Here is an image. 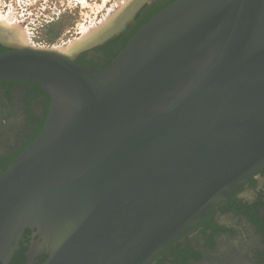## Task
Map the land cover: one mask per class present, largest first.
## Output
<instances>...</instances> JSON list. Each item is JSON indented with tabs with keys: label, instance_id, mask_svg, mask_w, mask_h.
I'll list each match as a JSON object with an SVG mask.
<instances>
[{
	"label": "water",
	"instance_id": "95a60500",
	"mask_svg": "<svg viewBox=\"0 0 264 264\" xmlns=\"http://www.w3.org/2000/svg\"><path fill=\"white\" fill-rule=\"evenodd\" d=\"M2 44L0 81L40 87V135L0 175V264H153L264 170V0H175L103 68ZM122 22V23H121Z\"/></svg>",
	"mask_w": 264,
	"mask_h": 264
},
{
	"label": "flooded vegetation",
	"instance_id": "af4514ba",
	"mask_svg": "<svg viewBox=\"0 0 264 264\" xmlns=\"http://www.w3.org/2000/svg\"><path fill=\"white\" fill-rule=\"evenodd\" d=\"M157 1L151 3L148 15L124 36L107 60L98 63L78 59L77 63L106 67L141 23L175 0H161L154 6ZM8 50L0 39V53ZM50 104L49 96L36 85L0 81V175L40 135ZM34 233L35 230H25L21 249L9 264H28L27 253L39 239L34 238ZM47 258L46 254L37 256L32 264H43ZM153 264H264V170L237 189L228 201L216 206L206 220L173 243Z\"/></svg>",
	"mask_w": 264,
	"mask_h": 264
},
{
	"label": "rangeland",
	"instance_id": "374dc122",
	"mask_svg": "<svg viewBox=\"0 0 264 264\" xmlns=\"http://www.w3.org/2000/svg\"><path fill=\"white\" fill-rule=\"evenodd\" d=\"M126 1L128 0H0V16H8L10 24H17L23 33H27L24 38H28L29 47L54 50L80 39L85 29L91 33L104 26L130 2ZM151 3L152 1H148L139 9L133 21L120 35L83 51L78 59L82 62L92 59L98 63L107 60L124 41V36L148 15Z\"/></svg>",
	"mask_w": 264,
	"mask_h": 264
},
{
	"label": "bare ground",
	"instance_id": "6f19581e",
	"mask_svg": "<svg viewBox=\"0 0 264 264\" xmlns=\"http://www.w3.org/2000/svg\"><path fill=\"white\" fill-rule=\"evenodd\" d=\"M141 2L142 0H130L127 6L116 16H114L110 20H108L109 19L108 17L107 23L104 26H101L98 30H95L90 33L85 29L83 32L84 35L80 39H77L76 41L70 43V45L66 47H61L60 49H54V50L69 55V54H73L78 50H82L84 48H87L88 46L98 43L105 34L115 29V25L122 19V17L127 19L126 17L127 13H130L132 10H134ZM1 17L2 16H0V39L6 42L7 44L29 47V45H27L29 44V42L27 43L28 38H26L27 33H23L24 31L19 26H17L16 23H15L16 25L10 24V22L7 20L8 16L6 18H1ZM24 34L26 36L25 37L26 39L24 38Z\"/></svg>",
	"mask_w": 264,
	"mask_h": 264
},
{
	"label": "trees",
	"instance_id": "16d2710c",
	"mask_svg": "<svg viewBox=\"0 0 264 264\" xmlns=\"http://www.w3.org/2000/svg\"><path fill=\"white\" fill-rule=\"evenodd\" d=\"M160 10H161V9H159V10L153 12V13L156 14V13H158ZM153 13H152V14H153ZM148 20H149V19L145 20L143 23L140 24V26H141L142 24H145ZM140 26H138V28L136 29L137 31L139 30ZM136 30H135V31H136ZM137 31H136V32H137ZM136 32H135V33H136ZM133 35H134V33H133L130 37H128V38L125 40V42H124V47L127 45V43L129 42V40L132 38ZM118 54H119V53H118ZM118 54H117V55H118ZM117 55H115V56L113 57V59H114ZM113 59H112L107 65H109V64L113 61ZM107 65H106V66H107Z\"/></svg>",
	"mask_w": 264,
	"mask_h": 264
}]
</instances>
